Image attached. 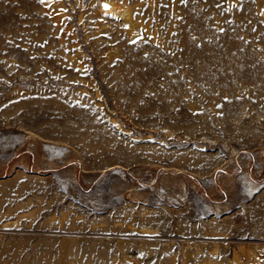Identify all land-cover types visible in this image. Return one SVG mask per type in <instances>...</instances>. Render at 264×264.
Segmentation results:
<instances>
[{"label":"rangeland","instance_id":"obj_1","mask_svg":"<svg viewBox=\"0 0 264 264\" xmlns=\"http://www.w3.org/2000/svg\"><path fill=\"white\" fill-rule=\"evenodd\" d=\"M0 264H264V0H0Z\"/></svg>","mask_w":264,"mask_h":264},{"label":"bare ground","instance_id":"obj_2","mask_svg":"<svg viewBox=\"0 0 264 264\" xmlns=\"http://www.w3.org/2000/svg\"><path fill=\"white\" fill-rule=\"evenodd\" d=\"M108 2V1H107ZM109 3H111V2H109ZM112 4V3H111ZM102 7L103 8H106V9H111L112 10V8H111V5H108L107 3H103L102 4ZM109 12H110V10H109Z\"/></svg>","mask_w":264,"mask_h":264}]
</instances>
